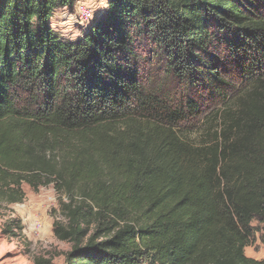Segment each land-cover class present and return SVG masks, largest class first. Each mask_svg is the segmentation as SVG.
Segmentation results:
<instances>
[{"label": "trees", "instance_id": "trees-1", "mask_svg": "<svg viewBox=\"0 0 264 264\" xmlns=\"http://www.w3.org/2000/svg\"><path fill=\"white\" fill-rule=\"evenodd\" d=\"M76 2L0 0V201L66 195L65 264H264V0H110L70 40Z\"/></svg>", "mask_w": 264, "mask_h": 264}, {"label": "rangeland", "instance_id": "rangeland-1", "mask_svg": "<svg viewBox=\"0 0 264 264\" xmlns=\"http://www.w3.org/2000/svg\"><path fill=\"white\" fill-rule=\"evenodd\" d=\"M110 0H77L72 9L58 10L51 22L52 28L63 37L77 40L89 31L93 22L80 20L81 11L89 9L94 12L95 21L101 19L108 11ZM210 101L206 105L207 113L203 122L214 112L225 109L224 104L214 106ZM214 120L210 125L217 128L220 122ZM198 124L192 135L196 139L202 129ZM200 127V129H198ZM26 198L22 203L7 204L0 201V264H38L49 261L50 264H65V256L71 245L59 241L54 235V224L65 222L61 212L62 202H67V196L56 191L54 185L42 187L38 191L23 185ZM39 221L43 226L41 234L32 231V223ZM256 237L252 245L245 250L248 258L264 260V223L253 221Z\"/></svg>", "mask_w": 264, "mask_h": 264}, {"label": "built area", "instance_id": "built-area-1", "mask_svg": "<svg viewBox=\"0 0 264 264\" xmlns=\"http://www.w3.org/2000/svg\"><path fill=\"white\" fill-rule=\"evenodd\" d=\"M95 18V15H94V12L92 10H89V9H84L81 11V14H80V20L82 22H87V23H92L93 20ZM32 231L36 234V235H39L42 233L43 231V226L42 224L39 222V221H34L32 223Z\"/></svg>", "mask_w": 264, "mask_h": 264}]
</instances>
